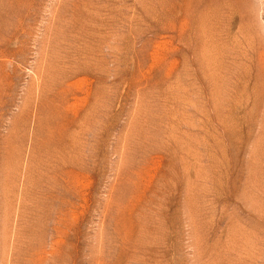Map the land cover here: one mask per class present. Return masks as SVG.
<instances>
[{"label": "rangeland", "instance_id": "1", "mask_svg": "<svg viewBox=\"0 0 264 264\" xmlns=\"http://www.w3.org/2000/svg\"><path fill=\"white\" fill-rule=\"evenodd\" d=\"M0 264H264V0H0Z\"/></svg>", "mask_w": 264, "mask_h": 264}, {"label": "bare ground", "instance_id": "2", "mask_svg": "<svg viewBox=\"0 0 264 264\" xmlns=\"http://www.w3.org/2000/svg\"><path fill=\"white\" fill-rule=\"evenodd\" d=\"M217 4V3H216Z\"/></svg>", "mask_w": 264, "mask_h": 264}]
</instances>
